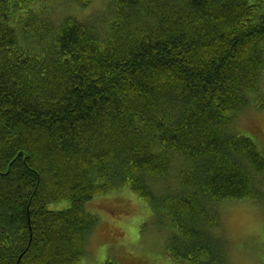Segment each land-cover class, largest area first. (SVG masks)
<instances>
[{
  "label": "trees",
  "instance_id": "1",
  "mask_svg": "<svg viewBox=\"0 0 264 264\" xmlns=\"http://www.w3.org/2000/svg\"><path fill=\"white\" fill-rule=\"evenodd\" d=\"M50 13L0 0V264H80L100 221L87 204L125 191L173 232L170 261L227 264L213 207L264 209V150L236 130L264 107V0Z\"/></svg>",
  "mask_w": 264,
  "mask_h": 264
},
{
  "label": "rangeland",
  "instance_id": "2",
  "mask_svg": "<svg viewBox=\"0 0 264 264\" xmlns=\"http://www.w3.org/2000/svg\"><path fill=\"white\" fill-rule=\"evenodd\" d=\"M107 1L90 0V6L84 10L73 0H47V5L57 22L68 16L88 21L105 14ZM261 91L264 96V80ZM258 105V100H251L250 107L239 114L236 130L264 150V107L259 110ZM67 206L62 203L50 208L63 211ZM87 210L100 221L87 238L86 256L80 264H104L110 259L118 264H148L145 260L152 264H175L166 256L173 232H168L162 219L154 218L148 206L134 200L129 192L97 198L87 204ZM215 211L220 226L216 234L225 246L222 253L227 264H264V209L244 200L218 205L213 207ZM113 228L119 229L117 236L112 234Z\"/></svg>",
  "mask_w": 264,
  "mask_h": 264
}]
</instances>
